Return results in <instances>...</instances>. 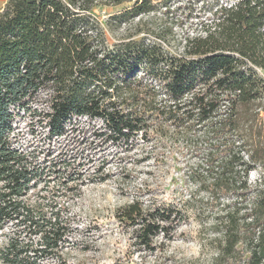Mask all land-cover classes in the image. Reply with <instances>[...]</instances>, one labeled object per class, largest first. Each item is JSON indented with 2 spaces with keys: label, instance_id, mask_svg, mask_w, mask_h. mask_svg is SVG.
Listing matches in <instances>:
<instances>
[{
  "label": "trees",
  "instance_id": "1",
  "mask_svg": "<svg viewBox=\"0 0 264 264\" xmlns=\"http://www.w3.org/2000/svg\"><path fill=\"white\" fill-rule=\"evenodd\" d=\"M130 1L7 0L0 9V264L59 257L71 231L57 199L72 190L74 159L17 146L14 122L25 115L48 143L80 133L82 119L92 139L115 145L148 131L176 137L195 153L190 180L216 209L211 264H264V186L248 182L255 167L264 173V0H194L199 28L177 54L158 33L107 43L93 10ZM170 2L134 0L106 26L170 13ZM117 217L150 251L186 212L133 201Z\"/></svg>",
  "mask_w": 264,
  "mask_h": 264
},
{
  "label": "rangeland",
  "instance_id": "2",
  "mask_svg": "<svg viewBox=\"0 0 264 264\" xmlns=\"http://www.w3.org/2000/svg\"><path fill=\"white\" fill-rule=\"evenodd\" d=\"M6 1L0 0V9ZM133 1L93 10L109 45L158 33L165 38L167 50L177 54L181 52L180 40L199 28L196 17L202 13L200 4L171 0L170 13L157 9L110 31L106 20ZM161 1L153 0L155 4ZM260 74L264 78V71ZM88 123L82 119L80 133L48 143L35 120L25 115L14 122L15 144L24 152H33L41 160L47 158V153L55 158L63 153L62 157L74 159L67 175L75 181L65 185L72 190H62L63 195L57 199L66 208L71 231L60 256L43 264H211L216 254V235L211 229L216 209L190 180L197 162L192 148L172 135L160 137L151 131L137 135L129 146L115 145L92 139ZM262 170L255 167L249 173L252 186H264ZM54 183L57 180L49 186ZM133 201L145 206H176L186 212V218L174 227L172 239L159 236L154 240V249L148 251L136 244L129 225L117 217V212ZM4 240L0 234V246Z\"/></svg>",
  "mask_w": 264,
  "mask_h": 264
}]
</instances>
